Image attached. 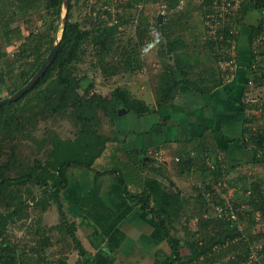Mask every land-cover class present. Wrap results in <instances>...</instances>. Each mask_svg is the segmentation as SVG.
Here are the masks:
<instances>
[{
  "label": "trees",
  "instance_id": "obj_1",
  "mask_svg": "<svg viewBox=\"0 0 264 264\" xmlns=\"http://www.w3.org/2000/svg\"><path fill=\"white\" fill-rule=\"evenodd\" d=\"M157 1L159 0H143L142 5L135 9L137 13L135 12L134 15L132 11H126L124 7L123 10L126 11L127 16L124 19L122 15H118V18L113 17L111 12L106 10L104 15L108 16L107 20L100 14L95 21L92 17H88L91 22L87 25L73 20L74 0H70L65 33L53 62L39 80L18 100L0 106V264H70L67 256H60L51 261L47 259L45 250L51 243L40 219L36 221V233L41 234L37 246H31L28 251L21 252L19 246L8 238L7 232L10 225L18 222L23 225L30 218V207H38L44 213L52 202L57 204L61 218V222L55 228L66 229L74 243V248L78 250V261L82 264H97L95 256L85 248L76 233L78 226L76 221H70L66 217L63 195L71 183L70 170L73 168L95 171L98 175H115L128 198L140 204L142 209L156 218L159 229L171 247L169 264H186L198 260L201 256L204 257L205 264H215L227 255V250L223 247L234 241L236 243L231 247L235 251L225 264L264 263V260L260 259L264 254V247L258 250L255 259L250 257L252 247L258 242V238L264 236V194L260 189L264 186V177H256L248 185H243L245 176L244 178L239 176L230 183V186L226 184L224 187V180L236 166L229 162L224 150L213 143L212 128L204 127L201 139L193 148L176 152L175 157L179 160L174 157L178 176L200 172L199 182L193 181L192 184L195 200L191 204L192 207L187 209L188 212L185 211V207L190 198L174 181L166 184L163 179L166 176L164 165H155L156 161L153 162V158L148 155L147 148L127 149L125 154L128 161L122 160L119 156L120 145L126 142L128 135L122 139L114 127L118 116H126L129 113H134L139 118L152 115L157 110L168 107L177 98L182 86L193 88L197 95H207L223 83L222 77H217L213 69H205L196 77H192L193 65L180 54L185 40L181 36L172 37V27L177 20L166 21L180 0H165L167 13L164 15L162 24H158V16H154L152 21L145 12L147 4ZM214 2V0H202L198 4V9L207 16L209 12L214 11L212 9ZM263 5L264 0H243L235 15L227 13L228 18L236 16V24L248 27L250 47L264 32L261 14ZM63 11L64 0H46L45 13L42 15L45 29L31 31L15 56L16 60L23 62L20 64L19 72L15 73L10 67L5 72L2 57H0V99L12 95L26 85L41 68L58 40L57 33L63 28V25L60 28ZM253 11L256 16L253 21H250L249 16ZM132 16L136 21V40L133 42L128 40L127 44H120L118 41L120 25L131 22ZM112 20L117 22L111 23ZM151 24L166 36L165 40L157 46L161 48L160 55L166 65L155 85V106L143 97L134 95L131 89L125 86H117L109 95L93 90L95 88L93 81L85 88L83 87V79L86 75H77L74 65L79 60L85 43L89 42L95 47L104 75L116 76L123 71H134L144 66L142 58L145 56L141 55L140 48L152 37L149 29ZM0 30L7 46L14 45L20 39L19 27L12 28L7 23L0 27ZM241 33L242 31L233 33L230 23L227 22L217 33L219 37L222 34V38L208 40L207 44L213 51H216V48H230L231 40L238 44ZM1 48L0 44V50ZM237 51V62L242 61L238 47ZM258 56H264V49L256 53L251 51L245 67L250 80L258 86H264L263 64L260 63L258 67L254 65ZM109 57L111 61L107 60ZM227 57L231 58L228 52ZM170 60L173 62L171 63ZM263 61L264 59L261 62ZM243 88L239 94V107L244 136L229 138V140L240 144L243 149L250 150L253 153L251 161L264 162V127L258 126L254 130L251 128L256 119V115L252 112L261 108L264 111V100L249 99L248 83H245ZM4 91L7 93L3 95ZM123 110L125 113L119 114ZM100 112L113 125V136L99 131ZM52 116L73 118L78 127L75 136L63 138L57 134H47L37 138L34 130L40 121ZM136 133L140 135L147 131H136ZM26 140L32 141L36 146L37 154L35 152L36 155L33 158L25 155L22 148ZM104 156L111 159H108V163L116 162L115 166L121 165V168L96 169L95 163ZM154 157L163 162L162 154ZM163 158L165 164L169 162L166 154ZM147 170L155 172L156 176L147 175L145 173ZM214 184H219L221 195L217 192L219 188H215ZM130 185L135 186L136 189H129ZM33 186L41 188V195L35 194L32 190ZM171 186L175 187L174 192L169 191ZM231 188L237 192L235 194L240 193L238 202L235 201L233 205V211L239 209V219L225 215V211L220 215L216 210L217 206L225 208L229 199L226 196L229 195ZM185 212L187 217L182 221L181 216H184ZM193 220L196 221L195 227L190 225ZM244 220L251 229L248 240H245L246 230L239 228L237 224L243 223ZM182 229H185L186 239L178 236V231ZM183 246L190 250L186 258H183L181 254ZM33 259H36L35 262L27 261Z\"/></svg>",
  "mask_w": 264,
  "mask_h": 264
},
{
  "label": "rangeland",
  "instance_id": "obj_2",
  "mask_svg": "<svg viewBox=\"0 0 264 264\" xmlns=\"http://www.w3.org/2000/svg\"><path fill=\"white\" fill-rule=\"evenodd\" d=\"M23 1V2H22ZM28 0H0V27H3L7 23L11 25L12 28L19 27L20 28V39L16 41L14 45H6L4 42V37L2 36V31L0 30V44L2 46L0 50V57H2L3 61V69L6 72L8 67L13 69L15 73L19 72L20 64L23 63L22 60H16L15 56L19 52V49L23 42H25L27 36L31 31L43 30L45 29V25L42 19L43 13H45V5L46 0H30L35 1L34 3L27 2ZM214 4L212 9L213 12H209L207 16L202 12V10L198 9V4L202 2V0H180L176 8H174L171 13L168 15L166 21H176V24H173L172 27V37L181 36L183 40H185L184 47L180 50V54L184 56V58L189 61L190 64L193 65L194 71H192V77H196L201 71L205 69L214 70L215 73L219 71V76L222 79L226 78L234 81V76L243 73V83H248L250 81V77L248 76V70L244 68L245 62L248 61L251 55V51L254 53L259 52L264 49V42L257 43L256 41L250 47L248 40V27L246 25H238L235 23L236 16L230 17L227 16V13H232L235 15L237 9L242 5V0H214ZM230 2L227 4L226 2ZM143 0H74L73 7V20L80 21L84 24L89 25L91 20L88 17H92L93 21L97 20L98 15H102V18L105 20L108 19L107 15H104V11H110L113 17H117L118 15H122L121 17L126 18V11H132L133 15L136 12L140 5H142ZM125 3V4H124ZM24 5V7L22 6ZM126 7V11L123 10ZM24 9L25 11H23ZM162 10L167 11V3L165 0H159L154 3H149L146 5L145 12L148 18L154 21V16H158ZM65 11V10H64ZM63 11V14H64ZM123 11H125L123 13ZM137 13V12H136ZM167 13V12H166ZM182 15V16H180ZM174 19V20H173ZM99 20V19H98ZM132 16L131 22L121 23L120 28L121 31L118 34V41L121 44H127L128 40L132 42L136 40V21ZM229 22L231 26V30L233 33H241L239 42L237 44L236 41L231 40L230 48H216V51L211 50L209 45L207 44L208 40L221 39L217 35L218 30H221L223 26ZM62 22L60 23V28H62ZM161 32V30H159ZM162 40H165V35L161 32ZM164 35V36H163ZM61 36V29L57 33L58 39ZM238 50L241 55V60L238 61ZM160 46L153 49L148 55L143 57L144 60L143 67L140 69H136L134 71L129 72H121L116 76H106L102 73L99 62L98 55H96V49L89 42L85 43L83 46V50L80 54L79 60L75 63V73L79 76L86 75V78L83 79V87L85 88L92 81L95 84V88L93 90L102 93L103 95H109L110 92L115 89L117 86H125L131 89L134 95L148 98L150 102H153L156 99L155 95V85L157 83L158 76L165 68V61L162 59L160 55ZM227 52L231 55V58L228 59ZM264 56H258L254 65L258 67L261 63L264 67ZM107 60L111 61L112 59L109 57ZM115 61V60H114ZM171 63L173 60H170ZM244 61V62H243ZM257 71L260 72V69L257 68ZM12 73V76L14 75ZM236 73V74H235ZM250 85V86H249ZM229 86H226L221 91H230ZM249 90V99H254V101H263L264 100V86H258L253 82V84L248 83ZM222 89V88H221ZM4 91L2 94H6ZM203 105L212 106V103L209 102L207 95H201ZM224 99V98H222ZM221 99V100H222ZM211 100V99H210ZM217 100V97H216ZM231 101V100H230ZM200 102V101H199ZM238 106V104L236 103ZM207 106H204L206 108ZM222 112H227L229 116V120L231 124H234V110L235 107L232 104H227L225 106V101H221L219 104ZM211 108V107H208ZM206 112V111H205ZM256 115L255 121L252 123L253 127H264V111L261 109H256L252 112ZM153 115L146 116L141 124H137L139 116L134 113H129L126 116H118L116 119V126L114 127L118 130V134L123 139L125 135H128V138L124 144L120 145V153L122 160L128 161L125 151L127 150V142L128 139H131V143L136 139V131L140 128V131H146V128L149 127V124L152 120ZM100 125L99 131L105 135L113 136V125L109 123V119L100 112ZM141 118V117H140ZM143 119V118H141ZM153 121V120H152ZM130 126V127H129ZM132 130L130 131V129ZM137 128V129H136ZM227 129H233L231 125L226 126ZM150 131V128H147ZM78 127L75 125L74 119L71 117L61 118V117H50L47 120L42 119L34 130V135L37 138H41L43 136L54 135L57 134L63 138L66 137H74ZM132 133H130V132ZM135 131V132H134ZM138 131V132H140ZM127 132V133H126ZM134 132V133H133ZM137 134V133H136ZM234 130H217L215 140H223L224 147H226V151L228 155L234 156V151L230 144L229 138H239L243 137L242 126L240 124V129L238 130V134L234 136ZM227 136V138L225 137ZM147 135H145V139ZM225 139V140H224ZM116 143V142H114ZM234 145H238V143H233ZM22 148L25 151V155L30 158H33L34 155L37 154L35 151V144L26 140L22 144ZM157 149V148H156ZM152 149L153 151H149L148 155L156 161L154 164L163 166L164 165V174L166 175L163 179L166 184H171L170 181H174L177 186H181L185 188L187 192H194L192 188L193 181L199 182L200 172L190 173L186 176H178L176 173L177 163L175 160V155L169 159V163H164V158L162 149L158 148V150ZM156 150V151H155ZM36 152V154H35ZM162 153V160L155 159L154 156H157L156 153ZM175 157V158H174ZM247 157V156H245ZM104 159V157L100 160V162ZM106 158V163L100 165L98 162L95 163V167L101 168H111V167H120L121 165L115 166L116 162H109ZM167 165V168L165 166ZM168 170V172H166ZM72 173V182L76 181L78 176H81L82 179L85 178V171L82 168H73L70 170ZM152 172V171H151ZM173 172V173H172ZM154 174V173H153ZM239 176H245L243 185H248L251 180L256 177H264V162H254L248 161L242 166L236 167L231 170L229 176L224 180L225 184L231 185L232 181L239 178ZM186 182L187 185L184 184ZM264 183V182H263ZM240 187H245L239 185ZM175 189V187H172ZM232 189V190H231ZM229 191L236 192L234 188H231ZM32 190L35 192L37 196L41 195V188L39 186H33ZM241 192V191H240ZM237 193V192H236ZM240 194V193H239ZM239 194L237 196H239ZM65 210L67 212L66 217L72 221L73 220V212L72 204L69 201L64 203ZM32 206V205H31ZM31 216L28 218L23 225L18 223L12 224L8 228V238L11 242L16 243L21 252L28 251L30 247L37 246L38 242L41 239V234H37V219L41 220V225L46 229V236L50 239V245L46 247L45 255H47V259L49 261L56 260L60 256H67L70 264H82L79 259L78 250L74 248V243L69 236L68 232L64 227H56L61 222V218L59 215L58 207L55 202H52L50 207L46 212H41L38 207H30ZM214 212V210H213ZM73 213V214H72ZM90 219V218H89ZM92 224H95L92 219L90 220ZM196 222V221H194ZM246 220L242 223V228L246 230V239L248 240V233H250V227L248 224H245ZM195 227V223H193ZM243 224L245 226L243 227ZM22 225V226H21ZM264 229V228H263ZM81 234V233H80ZM83 236V235H82ZM87 240V239H85ZM236 241L231 242L230 244H226L225 250H227V255L223 256L217 263L215 264H225L230 260V257L233 256L234 248L231 245H234ZM258 246L259 249L264 247V236L262 238H258V242L254 244V247ZM260 257V256H259ZM35 258V257H34ZM262 261L264 260V254L260 258ZM36 259L27 260L29 263L35 262ZM205 264V261L202 263ZM264 264V263H263Z\"/></svg>",
  "mask_w": 264,
  "mask_h": 264
},
{
  "label": "crops",
  "instance_id": "obj_3",
  "mask_svg": "<svg viewBox=\"0 0 264 264\" xmlns=\"http://www.w3.org/2000/svg\"><path fill=\"white\" fill-rule=\"evenodd\" d=\"M244 65L246 66V64ZM245 66L243 67L246 68ZM236 73L237 76H234V81H231V78L227 80L224 78L220 86L214 88L211 94H207L212 106L203 105L201 95L195 94L193 88L182 86L179 95L168 107L159 109L152 114L153 121L151 120L149 123L151 125L147 127L150 128V131L146 128L147 133L140 135L135 133V141L132 144L131 139H128L126 149L147 148L148 152H151L152 149L157 148L156 150H158L160 148L170 159L179 150L192 149L195 143L201 139L200 136L204 127H210L214 130L213 143L226 151L227 148L224 147L223 140H215L216 131L234 130L235 135L232 137H235L240 129V124L243 126L239 94L245 87V83L242 81L244 72L238 74L236 71ZM215 74L219 77V71ZM226 86L230 88L229 93L228 91L225 92L226 89L221 91ZM144 99L155 106V99L153 102H150L148 98ZM221 101H225V106L230 103L235 107L234 124H231L227 112H222L220 109ZM204 106L207 107L204 108ZM124 113V111L121 112V114ZM145 117L139 118L137 124H141ZM227 125H231L233 129H227ZM137 131H140V128ZM145 135H147L146 139ZM225 137L227 138V136ZM233 143L230 142L234 156L233 154L228 155L226 152L229 162L238 167L242 163L251 161L253 153L241 148L240 144L234 145ZM104 163H106V157L98 164L103 165ZM96 169L101 170L98 167ZM84 171L86 172L85 178L82 179L81 176H78L76 181L72 182L71 180L63 197L64 203L69 201L72 204L70 210L72 212L73 209L75 210L74 214L72 213L73 220L78 225L76 233L81 238L85 248L95 256L96 263L169 264L171 247L159 229L154 215L128 198L115 175H98L95 171ZM145 173L156 176V173L151 172V170H147ZM184 184L187 185L186 182ZM172 187L169 189L170 192L176 190ZM129 189L134 190L136 188L130 185ZM182 189L190 198L189 202L186 201L187 207H185V211L188 212L187 209L192 207L191 204L195 200L193 198L194 193L185 191V188ZM186 212L184 216H181L182 221L187 217ZM91 219L95 224L90 222ZM194 221H191L190 225L194 226ZM178 234L183 239L187 238L185 229L178 231ZM189 251L186 246L181 248L183 258L189 255ZM203 262L204 257L201 256L198 260L186 264H202Z\"/></svg>",
  "mask_w": 264,
  "mask_h": 264
},
{
  "label": "built area",
  "instance_id": "obj_4",
  "mask_svg": "<svg viewBox=\"0 0 264 264\" xmlns=\"http://www.w3.org/2000/svg\"><path fill=\"white\" fill-rule=\"evenodd\" d=\"M227 4H230V2H226ZM166 11L165 10H162L159 14H162L163 15V19H164V15H165ZM261 14H262V21H263V26H264V5L262 6V9H261ZM117 22V20H112L111 23H115ZM150 33H151V38L149 40H147L140 48V51H141V55L142 56H146L150 51H152L154 48H156L158 46V44L162 41V35H161V32L159 31V29L151 24L150 27ZM256 42L257 43H263L264 42V32L258 36V38L256 39ZM249 84H253L252 80H250L248 82ZM250 86V85H249ZM249 94V92H248ZM251 128L254 130L256 127H253L251 126ZM157 156H160L162 153H156ZM176 160H179V158H176ZM212 167V163L210 164ZM215 188H219L217 189L218 191V194L221 195V189L219 187V184L215 185ZM217 186V187H216ZM226 186V184H224V187ZM261 189V192L264 194V186H262ZM249 194V193H247ZM223 195V194H222ZM226 198H229L228 201L226 202V205H225V208L223 206H217L216 207V210L218 211V213L221 215L224 211L226 212L225 215H231L232 218H236V219H239V214H238V208L235 209V211H233V205H234V202H238V196L237 194H235L234 192H230L228 196H226ZM227 207L229 208V211L227 212ZM238 224V227L242 229V226H241V223H237ZM258 250H259V247L256 246V247H252V253L250 255V257L252 259H255L256 258V255L258 253Z\"/></svg>",
  "mask_w": 264,
  "mask_h": 264
},
{
  "label": "water",
  "instance_id": "obj_5",
  "mask_svg": "<svg viewBox=\"0 0 264 264\" xmlns=\"http://www.w3.org/2000/svg\"><path fill=\"white\" fill-rule=\"evenodd\" d=\"M69 4H70V0H64V14H63V28L61 30V36L60 38L57 40V42L55 43L54 47L51 49L49 55L47 56L46 60L44 61L43 65L41 66V68L37 71V73L30 79V81L24 85L22 88H20L19 90H17L15 93H13L12 95H9L7 97H4L2 99H0V106L12 101H16L18 100L25 92H27L38 80L39 78L43 75V73L47 70V68L49 67V65L53 62L55 55L59 49V46L61 44V41L63 40V35L65 33V27L68 21V9H69ZM157 21L158 24H162L163 22V15L159 14L157 17ZM125 111V110H123ZM122 111L119 112V114H121Z\"/></svg>",
  "mask_w": 264,
  "mask_h": 264
},
{
  "label": "flooded vegetation",
  "instance_id": "obj_6",
  "mask_svg": "<svg viewBox=\"0 0 264 264\" xmlns=\"http://www.w3.org/2000/svg\"><path fill=\"white\" fill-rule=\"evenodd\" d=\"M242 2H243V0H242ZM240 7H241V5H240ZM254 16H256V13L253 11L252 14L250 13L249 20H250V21H253Z\"/></svg>",
  "mask_w": 264,
  "mask_h": 264
}]
</instances>
